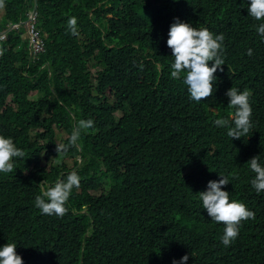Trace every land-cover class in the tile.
Returning a JSON list of instances; mask_svg holds the SVG:
<instances>
[{"label":"trees","instance_id":"1","mask_svg":"<svg viewBox=\"0 0 264 264\" xmlns=\"http://www.w3.org/2000/svg\"><path fill=\"white\" fill-rule=\"evenodd\" d=\"M39 3L45 51L30 55L23 25L0 40V133L25 153L12 172L0 173V245L16 243L24 264H172L184 254L187 264H264V193L251 188L247 163L264 159V40L245 0ZM33 8L34 0H0V31L26 21ZM69 17L77 18L75 34L66 28ZM175 17L224 34L226 63L199 102L182 76L170 75L167 33ZM81 45L91 51L87 60ZM232 86L250 92L252 107V128L233 139L213 123L231 126L225 92ZM109 92L118 102H104ZM79 119L94 125L72 145ZM58 129L68 136L60 153ZM58 156L73 167L44 166ZM73 170L80 185L64 214H42L34 206L40 183ZM219 173L231 181L223 186L230 197L254 212L229 246L198 193Z\"/></svg>","mask_w":264,"mask_h":264},{"label":"clouds","instance_id":"2","mask_svg":"<svg viewBox=\"0 0 264 264\" xmlns=\"http://www.w3.org/2000/svg\"><path fill=\"white\" fill-rule=\"evenodd\" d=\"M248 16L259 21L255 31L261 40H264V0H245ZM38 4V7H37ZM39 0H34V8L27 13V20L24 22L12 23L7 29L0 31V40L9 37V31L18 30L20 25L29 32L27 41L30 55L36 57L46 50V36L40 33L37 26L39 18ZM103 3L99 5V8ZM112 15H109L111 17ZM77 18L69 17L66 28L72 34L76 33ZM37 28L39 30H37ZM38 32V35H37ZM22 34V33H21ZM21 36V35H20ZM167 45L171 49L173 61L170 65V75L173 78H181L189 98L199 102L202 98L210 96L214 91V73L218 69L223 71L222 66L226 63L223 59L224 34H214L202 25H193L179 17H175L169 26L167 33ZM41 42V43H39ZM18 47V46H17ZM84 45L80 46L81 56L85 60L87 53L91 52ZM90 54V53H89ZM248 55H252V49H248ZM94 58V53L90 55ZM212 62L209 64V62ZM49 65V63H48ZM52 75V73H50ZM94 78H92V81ZM228 97V105L234 107L231 117V126L225 119H215L213 123L220 128H227V135L233 138L244 137L252 128V107L249 101L250 92L240 90L237 87H230L225 92ZM118 102L116 92H109L104 96V102ZM125 106H131L125 102ZM92 119H79L73 125L69 136V143L75 145L83 131L93 128ZM59 129L57 130L58 134ZM62 131V130H60ZM62 139L67 137L66 132ZM62 141V140H61ZM59 142V141H58ZM66 149L64 144H56V151L60 153ZM24 151L17 146L12 137L0 133V173H10L14 169V158H23ZM81 160V158H79ZM248 167L254 175L251 177V188L257 194L264 193V159L260 155L251 157ZM219 179H211L207 182L206 190L200 191L199 200L202 208L206 210L210 219L214 222L223 223V232L220 243L229 246L239 235L241 221L254 218V212L243 202L230 197V192L223 186L227 185L229 178L219 173ZM41 191L34 198V206L44 215L62 216L65 212V202L68 200L72 190L80 185V177L73 170L67 173L62 179L49 184L46 180L40 183ZM16 243L7 242L0 245V264H24L23 258L16 251ZM189 255L184 254L179 259L174 258L172 264H187Z\"/></svg>","mask_w":264,"mask_h":264},{"label":"rangeland","instance_id":"3","mask_svg":"<svg viewBox=\"0 0 264 264\" xmlns=\"http://www.w3.org/2000/svg\"><path fill=\"white\" fill-rule=\"evenodd\" d=\"M0 15H2V11L1 10H0ZM28 36H29V32L28 31L22 32V34H21V37H23V39H27ZM39 97H40V95L37 96L36 93H32L30 95V98L34 99V100H37ZM41 131H43V130H41ZM62 132H64V131H60V130L58 131V139H59L58 143L59 144H62V141H61L62 137H65V136H63L64 133H62ZM64 161L68 162V166L69 167H73V161L70 160V159H67L65 156L54 157L52 162L51 161H45L44 162V166H47V168L50 169L51 168V164L58 165V164H62V162H64ZM106 182H108V181H106Z\"/></svg>","mask_w":264,"mask_h":264},{"label":"built area","instance_id":"4","mask_svg":"<svg viewBox=\"0 0 264 264\" xmlns=\"http://www.w3.org/2000/svg\"><path fill=\"white\" fill-rule=\"evenodd\" d=\"M37 35H38V32H37ZM39 43H41V42H39Z\"/></svg>","mask_w":264,"mask_h":264},{"label":"water","instance_id":"5","mask_svg":"<svg viewBox=\"0 0 264 264\" xmlns=\"http://www.w3.org/2000/svg\"><path fill=\"white\" fill-rule=\"evenodd\" d=\"M37 7H38V4H37Z\"/></svg>","mask_w":264,"mask_h":264}]
</instances>
